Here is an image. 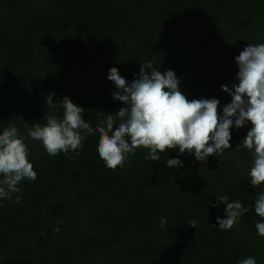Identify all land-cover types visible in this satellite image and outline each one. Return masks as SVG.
<instances>
[{
	"label": "trees",
	"instance_id": "obj_1",
	"mask_svg": "<svg viewBox=\"0 0 264 264\" xmlns=\"http://www.w3.org/2000/svg\"><path fill=\"white\" fill-rule=\"evenodd\" d=\"M260 43L264 0H0V134L17 127L37 173L0 199V264H264L254 209L264 183L251 185L254 150L240 145L250 122L233 126L231 148L206 162L178 148L146 161L140 147L115 170L99 157V133L75 160L27 135L46 123L53 92V103L68 96L82 107L94 129L116 118L125 105L113 100L109 69L132 82L148 60L174 71L189 100L218 99L222 114L232 97L221 85L238 84L235 57ZM170 158L183 166L169 168ZM222 195L253 206L230 230L216 223L226 205L212 206Z\"/></svg>",
	"mask_w": 264,
	"mask_h": 264
},
{
	"label": "clouds",
	"instance_id": "obj_2",
	"mask_svg": "<svg viewBox=\"0 0 264 264\" xmlns=\"http://www.w3.org/2000/svg\"><path fill=\"white\" fill-rule=\"evenodd\" d=\"M238 66L236 80L231 88L221 85V89L231 97V102L218 110L220 101L216 98L189 100L180 90V79L172 70L161 73L152 60L141 63L139 76L128 82L117 68L109 69L108 79L117 91L113 100L125 106L116 112V118L108 115L103 126L94 129L83 119L84 109L74 104L68 96L53 103L55 93L46 97L45 104L50 109L44 117L45 124L35 123L28 130V137L42 142L50 156L63 152H74L73 160L81 154L83 141L99 133L98 154L106 167L115 170L123 167L129 154L137 148L149 149L146 161H160L158 153L179 149V155L187 152L200 162H206L212 155H220L231 148L230 129L244 127L249 122L251 128L240 142L241 147L254 150V159L249 171L253 187L264 183V43L249 44L235 57ZM150 70V72L146 71ZM64 109L62 118L55 109ZM119 119L118 126L116 119ZM29 149L25 138L18 134L12 124L0 134V199L11 198V193H20L19 182L23 179L35 181L37 173L29 162ZM169 168L182 167L179 158L167 159ZM21 196L17 195L19 203ZM226 205V218H217L221 230H230L238 219L253 206H244L240 201L229 202L226 195L216 197ZM255 213L264 220V192L258 194L254 205ZM63 223V222H61ZM167 223L162 218L160 226ZM196 228L197 221L188 223ZM215 227V225H212ZM257 234L264 237V222L255 224ZM59 227L53 231L59 233ZM239 264H257L254 257H248Z\"/></svg>",
	"mask_w": 264,
	"mask_h": 264
}]
</instances>
